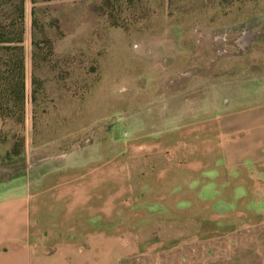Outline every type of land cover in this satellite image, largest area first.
<instances>
[{"label": "rangeland", "instance_id": "374dc122", "mask_svg": "<svg viewBox=\"0 0 264 264\" xmlns=\"http://www.w3.org/2000/svg\"><path fill=\"white\" fill-rule=\"evenodd\" d=\"M37 7L53 57L33 101L26 0L25 118L0 121V177L39 183V252L53 264H264V173L227 171L205 146L223 101L206 90L207 59L260 55L264 0ZM14 188L0 181L1 196Z\"/></svg>", "mask_w": 264, "mask_h": 264}, {"label": "crops", "instance_id": "0c3cea01", "mask_svg": "<svg viewBox=\"0 0 264 264\" xmlns=\"http://www.w3.org/2000/svg\"><path fill=\"white\" fill-rule=\"evenodd\" d=\"M206 65V90L223 99L220 114L206 120V155L219 156L227 171L258 178L264 173V50L254 57L207 59ZM215 66H221L220 81ZM18 175L0 177L5 189L15 186L0 194V264L57 263L56 252L38 250L46 240L38 238L44 222L37 217L40 207L33 187L39 183L30 174L25 179Z\"/></svg>", "mask_w": 264, "mask_h": 264}, {"label": "trees", "instance_id": "16d2710c", "mask_svg": "<svg viewBox=\"0 0 264 264\" xmlns=\"http://www.w3.org/2000/svg\"><path fill=\"white\" fill-rule=\"evenodd\" d=\"M46 1L48 0H32L33 101L37 70L53 57L52 40L47 36L44 24L38 17L37 4ZM25 3L26 0H0V121L17 125H23L25 118Z\"/></svg>", "mask_w": 264, "mask_h": 264}, {"label": "built area", "instance_id": "2783aa9c", "mask_svg": "<svg viewBox=\"0 0 264 264\" xmlns=\"http://www.w3.org/2000/svg\"><path fill=\"white\" fill-rule=\"evenodd\" d=\"M222 39H226V34L222 36Z\"/></svg>", "mask_w": 264, "mask_h": 264}]
</instances>
